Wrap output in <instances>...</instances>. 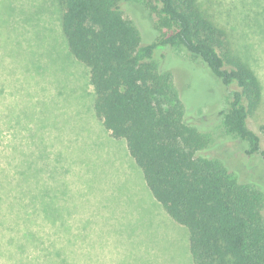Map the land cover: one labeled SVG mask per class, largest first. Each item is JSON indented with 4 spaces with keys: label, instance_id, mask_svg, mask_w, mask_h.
Here are the masks:
<instances>
[{
    "label": "trees",
    "instance_id": "16d2710c",
    "mask_svg": "<svg viewBox=\"0 0 264 264\" xmlns=\"http://www.w3.org/2000/svg\"><path fill=\"white\" fill-rule=\"evenodd\" d=\"M146 1L60 0L69 50L90 70L95 113L126 141L154 198L188 231L195 264H264V188L243 180L213 150L215 137L187 122L175 74L158 49L183 50L208 67L229 94L223 140L264 163V126L251 128L263 100L259 78L199 0H154L159 35L146 42L124 12ZM29 138L18 139L26 147L0 151V264H69L67 247L37 226Z\"/></svg>",
    "mask_w": 264,
    "mask_h": 264
},
{
    "label": "rangeland",
    "instance_id": "374dc122",
    "mask_svg": "<svg viewBox=\"0 0 264 264\" xmlns=\"http://www.w3.org/2000/svg\"><path fill=\"white\" fill-rule=\"evenodd\" d=\"M199 2L259 78L263 100L251 128L260 132L264 0ZM155 7L154 0L124 7L146 42L159 35ZM158 56L175 74L187 122L215 137L213 150L243 180L264 188L261 159L223 140L229 94L222 83L183 50L161 47ZM94 103L90 70L71 54L62 30L60 0H0V151L26 147L18 139L30 136L38 228L67 247L69 264H195L188 231L154 198L126 141L112 137Z\"/></svg>",
    "mask_w": 264,
    "mask_h": 264
}]
</instances>
